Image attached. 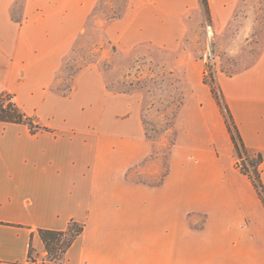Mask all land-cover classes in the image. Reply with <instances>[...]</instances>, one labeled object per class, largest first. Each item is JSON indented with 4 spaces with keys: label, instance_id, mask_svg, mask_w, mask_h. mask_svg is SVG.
<instances>
[{
    "label": "crops",
    "instance_id": "1",
    "mask_svg": "<svg viewBox=\"0 0 264 264\" xmlns=\"http://www.w3.org/2000/svg\"><path fill=\"white\" fill-rule=\"evenodd\" d=\"M15 2L0 0V94L36 108L44 129L0 121V264H264V204L237 166L202 58L207 43L232 61L216 81L263 156L264 183V0H208V13L202 0H24L20 18ZM84 43L114 63L112 78L141 74L136 59L172 77L174 142L146 133L144 89L103 90L92 67L74 75L72 95L46 93ZM165 147L154 170L144 164ZM149 172L160 178H135ZM72 220L83 232L50 259L39 230Z\"/></svg>",
    "mask_w": 264,
    "mask_h": 264
},
{
    "label": "rangeland",
    "instance_id": "2",
    "mask_svg": "<svg viewBox=\"0 0 264 264\" xmlns=\"http://www.w3.org/2000/svg\"><path fill=\"white\" fill-rule=\"evenodd\" d=\"M24 0H16L14 9H13V15L15 18H20L21 11L23 8ZM118 48V45H105V50H108L109 52H115ZM210 50L212 52H210ZM107 51H105L106 53ZM210 53H214L212 50V46L209 44L204 45V53L202 54L203 61L205 63L204 68V77L207 78V81L211 84L213 83L212 80V74L216 77V73L219 71L228 70L229 71V64L232 62L227 57H222L218 53H214L215 56V63L212 64L208 60ZM77 56L73 58L72 61L68 62L66 66V76H62L60 78L59 86L58 88L60 91H56L54 89H48L46 91L47 94L56 92L58 94H62L66 97L69 95H72V89L74 85L76 84L74 80V75L81 69L82 71L85 70L86 67H92L95 69L93 72V76L98 75L101 79L103 90L106 88H112L113 85L115 87L116 92L115 93H122L123 89L126 91H129L131 89L138 91L140 88L144 89L143 93L144 96L148 97L150 100L149 105L146 108H143V116H144V123L146 126V133L150 135L151 137H162V134L165 135V139L168 144L174 142V131L172 130V121L173 117L176 114L177 106L179 104V100L181 99V95L177 92H174L172 90V86L170 85L174 81L172 80V77L169 75H159L152 76L150 72H148L149 67H146L148 61L147 60H140L136 59V61L132 62L134 66H141V74L139 72L132 76L130 79L128 78L127 74L123 76H117L114 75L113 78L111 77V74L108 73L112 67H114V63L110 61V59L106 58L102 59L99 56L102 55L101 51L98 49L96 50L93 45L91 44H85L83 45L82 50L80 53L78 52L76 54ZM79 55H81L80 60L78 61ZM115 65L117 67H122L126 65V62L121 61L120 59H116ZM138 62V63H137ZM113 63V64H112ZM210 63V64H209ZM152 68V66H151ZM206 71L209 73L206 74ZM92 76V77H93ZM160 76V77H159ZM115 80V82H112L111 84L108 83V80ZM166 82V83H165ZM114 90V91H115ZM1 91V88H0ZM118 91V92H117ZM16 94L15 93H9L7 97H5V100H15ZM157 99V101L155 100ZM28 115L32 116L33 118H38L37 115V109H27L22 108ZM34 110V111H33ZM84 111L90 113L91 109H83ZM167 151L166 147L163 150H159L157 153H155L152 158L148 159L144 164L148 165V167L151 168V170H154L156 164L154 163V156H160L165 155V152ZM158 154V155H157ZM250 156L255 157V153L250 152ZM149 172L147 175L144 176H136L135 178H142L143 180H149L154 181L160 178V174H152Z\"/></svg>",
    "mask_w": 264,
    "mask_h": 264
},
{
    "label": "trees",
    "instance_id": "3",
    "mask_svg": "<svg viewBox=\"0 0 264 264\" xmlns=\"http://www.w3.org/2000/svg\"><path fill=\"white\" fill-rule=\"evenodd\" d=\"M202 4L204 6V10L206 13H208V0H202ZM211 77L213 83L210 84L206 77H204V81L210 86L211 92L224 114L227 129L230 133L237 153V166L243 174L247 175L251 179L260 199L264 204V183L261 176V164L263 161V156L260 152L256 153L255 157L250 156V150L247 148L242 139L229 106L226 103L217 84L216 77L213 76V74ZM8 95V93L0 94V121L26 124L30 127L32 132H37L40 129H44L43 126H40L34 122V118L32 116L24 113L13 100L6 101L5 97ZM83 230L84 224L75 220L70 221L66 230L59 231L53 229H40L39 233L42 237V240L44 241L48 257L52 260H58L62 258L64 253L83 232Z\"/></svg>",
    "mask_w": 264,
    "mask_h": 264
},
{
    "label": "built area",
    "instance_id": "4",
    "mask_svg": "<svg viewBox=\"0 0 264 264\" xmlns=\"http://www.w3.org/2000/svg\"><path fill=\"white\" fill-rule=\"evenodd\" d=\"M208 60H211L210 62H211L212 64L215 63V57H214V55H213L212 53H210ZM209 64H210V63H209ZM208 73H209V72L206 71V74H208Z\"/></svg>",
    "mask_w": 264,
    "mask_h": 264
}]
</instances>
